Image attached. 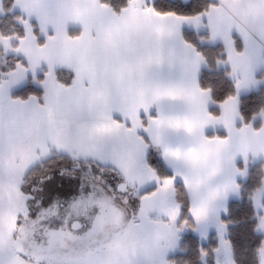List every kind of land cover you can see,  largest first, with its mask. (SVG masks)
<instances>
[{
    "label": "snow or ice",
    "instance_id": "obj_1",
    "mask_svg": "<svg viewBox=\"0 0 264 264\" xmlns=\"http://www.w3.org/2000/svg\"><path fill=\"white\" fill-rule=\"evenodd\" d=\"M168 2L182 10L171 15L207 21V46L216 52L217 70L226 69L225 84L248 86L240 127L205 136L208 152L198 158L158 155L155 149L167 146L149 143L146 121L156 119L151 108L137 111L135 130L123 112L98 119L92 105L76 99L78 87L87 90L84 96L95 91L91 83L78 86L73 67L66 78L55 67L58 57L50 50L58 29L68 41L79 38L68 31L67 16L87 7L83 0H25L34 51L51 73L37 74L38 62L30 58L27 65L20 59L0 65V264H264V167L256 172L247 159L249 151L264 152V125L254 126L257 111L264 114V97L255 87L264 74V0ZM128 3L95 0L99 12L89 19L97 60L109 59L100 38L105 17L120 15ZM143 6L159 12L156 0H143ZM253 6L259 15L250 13ZM222 14L231 19L217 23ZM184 42L204 56L203 38ZM111 46L120 48L118 41ZM117 130L143 141L123 161L117 159L125 148ZM234 132L250 137L242 155L232 143ZM81 137L91 142L87 153L74 147ZM18 148L25 151L23 162L15 156ZM13 184L22 200L5 191ZM12 207L20 210L9 230Z\"/></svg>",
    "mask_w": 264,
    "mask_h": 264
},
{
    "label": "crops",
    "instance_id": "obj_2",
    "mask_svg": "<svg viewBox=\"0 0 264 264\" xmlns=\"http://www.w3.org/2000/svg\"><path fill=\"white\" fill-rule=\"evenodd\" d=\"M4 0H0V14ZM39 0H31L37 4ZM25 0H15L13 10L21 16L20 26L24 31L23 42L13 49L11 43L0 42L5 56H17L27 65L29 58L32 64L38 62L37 74L51 73V67L45 59L38 58L34 49L35 41L28 28V19L22 11ZM87 7H76L67 16L68 31H78L79 38L68 41L63 28L58 29L56 43L50 52L58 57L55 67L60 72L73 67L77 72V84L81 80L91 83L94 92L84 96L86 89L77 88L79 100L83 97L96 110L98 119H107L109 115L123 112L132 119V128L140 125L136 119L138 110L151 108L156 119L148 124L149 143L153 145L163 141L167 147L159 149L162 156L173 159L198 158L208 152V141L205 136L225 132V127H240L239 98L251 94L248 86L237 82L236 98L220 105V114H210L213 101L209 91L200 88L199 79L205 69L203 56L192 53L185 44L184 32L208 34L207 21L200 17H180L158 15L151 10L138 7L143 0L132 4L118 16H106L100 38L104 41L105 51L109 59L97 60L92 55L90 45L94 40L93 28L89 17L98 13L95 0H83ZM252 15H259L260 9L250 7ZM231 17L222 14L218 17L225 22ZM35 24V17L32 18ZM78 24L79 27L72 25ZM40 35L39 28L36 32ZM118 41L120 48L111 45ZM115 56L116 59H111ZM28 80L33 79L29 72ZM49 77V83L52 82ZM259 90L264 86V74L258 77ZM57 91H59L57 89ZM158 114V115H157ZM120 131V130H117ZM250 137L241 133H233L232 143L237 151L243 154L244 147ZM193 143L196 147H192ZM251 165L264 160V152L255 156L247 153Z\"/></svg>",
    "mask_w": 264,
    "mask_h": 264
},
{
    "label": "trees",
    "instance_id": "obj_3",
    "mask_svg": "<svg viewBox=\"0 0 264 264\" xmlns=\"http://www.w3.org/2000/svg\"><path fill=\"white\" fill-rule=\"evenodd\" d=\"M134 1L136 2L138 0H129L128 7L126 9H130ZM14 2L15 0H4L3 1L2 10L0 14V41L10 40L12 48L17 49L19 41H20V37L24 36V31L19 24V21L21 20V16L17 14L16 12H14L13 10ZM139 5H143V4L139 3ZM138 7H141V6H138ZM156 7L159 9V12H154V11L152 12L158 15L174 16L170 14L172 10H175L176 12L182 11L179 8L173 9V5H171L168 2V0H156ZM142 8L148 9L144 6ZM148 10H151V9H148ZM160 13H163V14H160ZM180 17H185V16H180ZM189 17H195V16H189ZM70 33L73 36H76L78 31L71 30ZM183 35H184V40L196 41L201 38L205 40V47L203 49L205 69L201 73V76L199 79V85H200V88L204 91H209V89H211V91L209 92L211 93L212 101L214 105L210 109V114L213 117H218L220 114L219 106L228 101L235 99L236 90L228 87L225 84L226 78L224 76V73L226 69L221 68L217 70V66L215 63L216 52L209 51L208 46H207L208 34L207 33L206 34H194V33L185 31ZM218 51L219 49H217V52ZM17 59L22 60L20 57H17V56H5L3 53V49L0 46V65H4L6 63L14 64ZM59 74L61 78H66L68 76V72L61 71L59 72ZM250 95L251 94L239 98L240 108L244 107L248 103V97ZM258 95L260 97H264V86H262L259 89ZM225 96H227V99H225ZM257 107H259V105ZM263 124H264V114H262L260 111H257V120L254 126L260 127ZM139 126L140 125H138V127L134 126V128L138 129ZM223 135H224L223 133H217V134H210L208 135V137H216V136H223ZM155 150L157 151L158 155H161L159 149H155ZM251 167L253 168L254 171L259 172V169L261 167H264V160L251 165ZM187 243L188 242L182 243L181 249L186 247ZM191 258L193 261L196 259L195 252L191 254Z\"/></svg>",
    "mask_w": 264,
    "mask_h": 264
},
{
    "label": "rangeland",
    "instance_id": "obj_4",
    "mask_svg": "<svg viewBox=\"0 0 264 264\" xmlns=\"http://www.w3.org/2000/svg\"><path fill=\"white\" fill-rule=\"evenodd\" d=\"M138 6L142 7L143 5H138ZM0 42L2 44H4L6 42L9 43L10 40H1ZM3 53H4V51H3ZM116 135L119 136L121 144L125 145V148L122 150L119 157L117 158L120 161L126 160L127 157L129 156L130 152L138 149L140 147V145L143 143V141L138 140V138L135 136L134 132L130 134V133L124 132V131H117ZM74 147H76L79 151L87 153L91 149V142H90L89 138L81 137V139L77 142V144L74 145ZM15 156L21 162H23L26 159V154H25V151L23 148H18L15 152ZM13 171H15V168L13 169ZM5 191L6 192L10 191L14 200H22V198L20 197V195L17 191L15 184L5 186ZM19 210L20 209H17L15 207H12L10 209V211L6 217L9 230H11L12 221L15 219V212L19 211ZM20 239H23V236H21ZM179 249H181V244L179 246ZM179 249H178V251H179Z\"/></svg>",
    "mask_w": 264,
    "mask_h": 264
}]
</instances>
